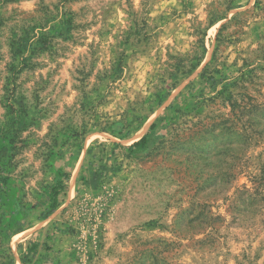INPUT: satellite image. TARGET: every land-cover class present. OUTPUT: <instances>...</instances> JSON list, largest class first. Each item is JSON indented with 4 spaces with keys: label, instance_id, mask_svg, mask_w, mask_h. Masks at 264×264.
<instances>
[{
    "label": "rangeland",
    "instance_id": "obj_1",
    "mask_svg": "<svg viewBox=\"0 0 264 264\" xmlns=\"http://www.w3.org/2000/svg\"><path fill=\"white\" fill-rule=\"evenodd\" d=\"M263 172L264 0H0V264H264Z\"/></svg>",
    "mask_w": 264,
    "mask_h": 264
},
{
    "label": "trees",
    "instance_id": "obj_2",
    "mask_svg": "<svg viewBox=\"0 0 264 264\" xmlns=\"http://www.w3.org/2000/svg\"><path fill=\"white\" fill-rule=\"evenodd\" d=\"M153 128H154V124L151 125V129H153ZM146 141H147V138L145 135L141 139H139L138 141H135L132 144V146L137 147V146L143 145L146 143ZM68 179H69V174L67 172H63L61 174V178L59 180H57L55 185H53L51 187V190H50V207L52 210H55L59 206V194L62 190H64L65 181ZM260 179L264 181V172H263ZM33 247L36 248V246H31V248H33Z\"/></svg>",
    "mask_w": 264,
    "mask_h": 264
}]
</instances>
